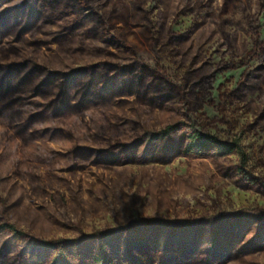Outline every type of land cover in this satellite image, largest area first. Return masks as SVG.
Masks as SVG:
<instances>
[{
  "label": "rangeland",
  "instance_id": "obj_1",
  "mask_svg": "<svg viewBox=\"0 0 264 264\" xmlns=\"http://www.w3.org/2000/svg\"><path fill=\"white\" fill-rule=\"evenodd\" d=\"M0 264H264V0H0Z\"/></svg>",
  "mask_w": 264,
  "mask_h": 264
},
{
  "label": "trees",
  "instance_id": "obj_2",
  "mask_svg": "<svg viewBox=\"0 0 264 264\" xmlns=\"http://www.w3.org/2000/svg\"><path fill=\"white\" fill-rule=\"evenodd\" d=\"M167 133V132H164ZM215 146L220 152L223 154H229L233 151H239L241 154V164L245 163V156L241 152L239 144L237 142L228 143L217 140L214 136L205 134V133H197L192 138L190 143L187 146V152H190L193 148L198 149H210L211 147ZM5 228L9 229L13 233L19 234L14 226H6Z\"/></svg>",
  "mask_w": 264,
  "mask_h": 264
},
{
  "label": "clouds",
  "instance_id": "obj_3",
  "mask_svg": "<svg viewBox=\"0 0 264 264\" xmlns=\"http://www.w3.org/2000/svg\"><path fill=\"white\" fill-rule=\"evenodd\" d=\"M210 246V245H209Z\"/></svg>",
  "mask_w": 264,
  "mask_h": 264
}]
</instances>
